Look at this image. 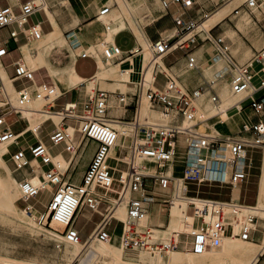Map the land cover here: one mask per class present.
I'll return each mask as SVG.
<instances>
[{"label": "built area", "instance_id": "built-area-1", "mask_svg": "<svg viewBox=\"0 0 264 264\" xmlns=\"http://www.w3.org/2000/svg\"><path fill=\"white\" fill-rule=\"evenodd\" d=\"M195 1L161 0V3L166 10L172 6L187 10L195 5ZM247 5L252 9L258 8L264 13V0H247ZM40 9L41 6L36 4L35 0L24 2L18 12L12 6L2 7L0 8V29L17 25L18 29L11 30L9 33L11 38L17 37L22 32L28 42L39 40L43 36L40 23L28 24L30 17ZM109 9L108 6L103 7L100 15L108 13ZM174 20L180 27L175 37H161L150 43L153 54L150 63L154 64L152 80H146L145 67L142 63L140 80L133 83V93L127 95L122 92L97 89L93 95H86L81 111L78 110L77 104L73 103L66 104L58 111L61 116V126L52 117L42 122V124L47 120L53 122L54 129L49 135L52 144H64L65 151L69 153L70 165L65 172H62L53 161L50 148L38 138L34 130L28 127L17 133L12 129L15 121L28 122L22 112L35 98L46 100L45 106L54 111L55 101L62 95L58 94L56 84L52 80L38 82L36 70L31 69L24 60L18 59L14 63L15 75L11 78L18 94L17 104H13L0 75L2 96L0 145H7L8 150L5 156L10 157L15 167L14 171L20 173L25 169L33 170V162L37 161L42 166H51L39 175L40 184L33 183L29 177L20 178L22 192L20 198L26 202L24 210L30 214L36 211L31 201L36 199L41 191H49L52 196L45 210L36 211L39 223L55 229L52 227L54 220L65 222L63 231L55 230L64 234L71 243L82 241L83 237L76 227V222L85 209L102 216L89 236L94 235L101 241L109 242L119 236L122 238L125 250L134 252L156 250L165 253L179 249L182 236L187 235L188 250L195 254H203L216 245L222 236L227 235L229 227L235 229V222L239 221L236 212L226 211L228 208L235 207L230 204L232 200L204 197L199 190L195 195H190L188 185L227 186L235 190L242 182L248 180L249 170L253 165V159L248 156V148L264 150V93L256 96L264 88V47L249 61L242 63L232 54L226 37L204 31L206 33L204 40L210 42L213 57H220L228 64L227 75L232 91L235 94H244L239 103L219 109L213 115L207 113L204 118L195 101L207 96V100L218 106L220 104L218 80H208L190 90L181 84L178 77L164 65L162 59L172 50L171 41L195 28L196 25L194 20L186 19L184 13L175 16ZM76 44L78 43H73L72 47L78 49L80 45ZM107 44L106 58L118 64L127 62L129 66L122 70L134 72V55L140 53L143 47L133 48L126 53L116 44ZM8 52V41L0 40L1 62ZM77 55L81 58L92 56L83 50L78 51ZM188 67L191 70L198 68L196 56L192 54L188 56ZM159 75L164 78L163 86L158 85ZM18 82L19 86L16 85ZM32 87L35 88L31 89ZM115 95L114 103L112 98ZM130 95L132 100L129 101ZM145 101L152 110L159 113L160 117L157 121L150 122L142 117L141 110ZM114 105L117 108L133 109L132 118L126 121L131 125L128 146L118 143L119 131L109 121V112ZM247 107L257 119L244 120L237 134L221 136L204 132L206 129L202 127L203 122H213L219 118L227 120L230 117V110L243 111ZM9 116H16V120L10 122ZM116 118L121 120L122 117L116 116ZM66 120H71L75 125L76 132L79 133L78 139L67 131L70 124L65 123ZM29 130L37 137V142L29 147L32 158L28 157L27 151L23 148L18 147L16 151L11 152L9 148L20 145V139ZM180 136H184L187 141L182 163V185L176 176L168 173V169L172 168L176 162ZM86 140L97 142L98 147L83 173L81 183L75 184L66 180L65 174L80 156ZM112 149L121 150L122 154L116 155L114 152L112 155L110 153ZM225 150H229L231 154L229 157ZM127 155L130 157L128 161L124 159ZM137 157L154 160L155 172H149L144 165H139L136 162ZM112 158L127 166L125 170H120L119 177L114 174L119 169L109 163ZM115 182L121 184L119 190L113 188ZM109 192H116L117 196L112 198L108 195ZM125 198H128V201L126 218L123 220L113 216L112 212L115 207L113 201ZM181 198L187 201L185 210L187 215L202 218L201 227L198 230L179 233L177 237L171 236L169 242H164L160 238L154 239L152 228L154 226L149 225L143 228L140 226L142 221L153 215L157 206H163L164 209L166 207L170 213L174 202ZM208 216L209 219L206 220ZM243 217L240 234L243 239H250L252 233L257 230L258 226L252 225L257 223L258 217L254 215ZM118 225H121L120 234L109 231V228L116 230Z\"/></svg>", "mask_w": 264, "mask_h": 264}, {"label": "crops", "instance_id": "crops-1", "mask_svg": "<svg viewBox=\"0 0 264 264\" xmlns=\"http://www.w3.org/2000/svg\"><path fill=\"white\" fill-rule=\"evenodd\" d=\"M26 1H28V0H0V8L6 7V6H12L15 9V11L18 12L20 6ZM204 1H206V0H204ZM211 1H214L217 4L221 3V1H224V4L220 8H218L216 11H214L211 15L207 16L205 14V16L208 17V19L205 22H203L202 24H200L196 28L197 30L195 29V30L191 31L190 33H188V31H186L184 34L185 35L187 34V35L183 38L182 43L177 44V46L175 45L174 49H172L169 53L165 54L163 56V59H162V62L164 63V65L167 68H169L173 74H175L178 77V80L181 82V84H183L187 89H190V90L204 84L206 81H208L207 80L208 77L212 78L214 80V76H213L212 72L215 71V69H216V72H214V75L217 72H219L220 70H223L226 68V66L223 63V59H219V58H217L215 60L213 59L212 46H211L209 41L204 40L205 37H202V35H205L204 34L205 32L202 33L201 31H203V30L207 31L208 28L213 29L216 26L220 25L225 20L227 15L229 13H231L232 11L238 10L240 7V4H241L240 3L236 7L232 8L229 12H227L225 15H223L220 20H218L214 23H211L212 19L218 13H220V11H223L224 9L230 8L235 3V1H237V0H216V1L211 0ZM245 1H247V0H245ZM35 2L37 4H41V9H40V11L36 12L35 14H33L30 17L28 25L40 23V26L42 28L44 36H49L51 34H54L55 32L56 33L60 32L62 37L64 38V42L56 43L50 48L48 55L46 57V62L43 65L41 64L39 67L34 68L36 70L35 75L39 72L45 71L46 77L48 79L44 80V77H42V81L52 80L56 84V86L58 87L60 93L62 94L61 97L55 101L54 112L58 113V111H60L66 104H69V103H73L74 105L77 104L78 110L81 111L82 103H83V100L85 99L86 95H88V94L90 95L92 93V89H89V87L87 86V82L92 80L95 77V75H97L99 69L110 67L106 64L109 61L105 59V56H103L102 51L98 48L99 44H97L100 40H101L100 42L105 41V39L107 38V32H108V28H107L106 24L103 23L104 21L102 20V16H104V15H100V10L105 6H108L110 8V10L107 14H109L110 11L113 9L112 5L118 6V3L110 4L109 0H35ZM199 4H200V2H198V0H196L195 5L192 8H189L187 10H182L179 6H172L166 12H164L162 10L163 11L162 14H160L158 17L154 18L153 20H150L147 24H145L143 26V30H144L145 35H146V39L148 40L147 42H149V44H150L151 42H154L161 37H167V35L175 34L176 30H179L180 27L176 25L174 18H175V16H177L180 13H184L186 19H188V20L192 19L196 22V20L194 18H198L201 11H203L202 8L197 9L196 6ZM144 7L145 8L147 7V9L150 10L148 5H146V6L144 5ZM222 7H224V8H222ZM61 8H65L66 11L68 12V14L64 15L65 13L64 14L61 13V10H62ZM117 10L119 11V9H117ZM254 10H258L259 12H261L263 14V12L258 8H254L253 12H255ZM40 16H42V17H40ZM147 17H149V15H146V18ZM31 20L33 21L32 23H31ZM88 24H91L92 26L98 28V30L95 31L94 37L92 40H88L85 37V30H86V27ZM250 25L255 27V26H258V23L256 21H253L251 16H249V14H247V16H242V18L237 17L236 25H235L236 28L233 30H230V34L234 37L239 36V32L241 30L246 31V27H248ZM8 27L10 28L9 31L14 30V29H18L17 25H12V26H8ZM111 27L114 29H117V31L115 32L116 34L114 36L115 39H114L113 43L116 44L117 46H119L124 52L127 53L129 50H131L133 48L137 49L140 46L143 47V44L140 42V40L134 34V32L127 28V26L125 25V21L123 19H118V20L112 21ZM144 27L146 29H144ZM198 29H201V30L198 31ZM184 34L182 36H184ZM121 35H124L125 40L127 39V37H130V39H132V43L129 45L127 42V40H128L127 39L125 41V42H127V46L120 45L119 44V38ZM43 37L40 40H42ZM239 38H240L239 42L236 41L234 44L231 45V51H232V46H233V50L236 51L238 58L243 60L244 62H246L247 60L252 58L250 56L251 52L254 53L253 54V56H254L257 51H260V50L256 49L255 46H260V45L264 44V39L263 40L262 39H256L255 40V46L252 47V46H248L245 43V41L243 39H241L240 36H239ZM3 40L8 41L9 52H8V55L2 59V62L0 61V66H1L0 70H1L2 77L5 79L6 84H7V82H10L12 85V88L16 92L15 87L11 82V78L15 75V72L13 75H11L9 73L7 65L4 64V59L6 57L10 56L12 59L11 64L13 66H14V63L16 62V60H18V59L24 60L29 65L30 64L36 65L37 56L39 53L38 48L40 47L41 42H39L40 40H33L31 42H28L25 38V35L22 32H20V34L15 38H11L9 35L8 37H6ZM172 41H174V39ZM172 41H171V43H173ZM73 43H78L80 45L79 48L77 49V48L72 47ZM93 44H97V45L94 47L95 48L94 52L93 51L90 52V54L92 56L86 57V58L78 57V55H77L78 51H80V50L84 51L87 48L90 49V46H92ZM15 51H17V57H15V55L13 54V52H15ZM142 51H143V49H142ZM142 51L140 53H137L134 55V58H133L134 64H135V61L137 59H140V69L137 70L135 68L134 72L129 74L130 75V81L127 82V84L125 86L126 88L122 87V86H114V85H116L117 79L116 80L98 79L95 81L96 84L93 86V88H95V89L101 88V85H104L107 88L106 90H108V91L122 92V93L125 92L127 95L133 93V83L140 80L141 69L143 67L142 62H141ZM177 53H179V55L175 56V54H177ZM190 54L196 56L197 63H198V68L193 69V70H191L188 67V56ZM172 56H175L174 60L167 63L166 60ZM81 59L92 60L94 63V68L88 72H83V73L80 72L78 65H79V62ZM114 64H118V63L114 62ZM118 65L120 66L121 71H123L122 69H126L129 66V64L127 62H123V63L118 64ZM255 66H257L256 68L259 67L257 64ZM73 69H74V73L78 77L83 79V81L77 82L75 80V78L72 74ZM14 70H15V66H14ZM159 76H161L163 78L162 75H159ZM39 79L41 80V78H39ZM39 79L36 77V80L38 82H41ZM163 80H164V78H163ZM226 80H228L227 73H226V77L224 79L219 80V83L217 84V89H218L219 95H220V91L223 89L226 82H228ZM228 84H229V82H228ZM113 86H114V88L111 89V87H113ZM128 89H129V91L126 92ZM263 93H264V88L262 90H260L256 94V96L261 95ZM10 96H11V93H10ZM203 97L204 98H201V99L204 102L210 101V100H207V96H203ZM1 99H2V96L0 94V100ZM201 99H199L198 101H202ZM34 100H37V99H34ZM128 100L129 101L132 100L131 95L128 98ZM39 101H43V100H39ZM112 101L115 103L116 96H114L112 98ZM45 108L46 109H43V111H41L42 113L40 114L41 116L39 118L40 123L36 128L31 127L30 122L27 119L29 124L27 121H26V123L22 122L24 124L23 128L15 131V132H17V133L22 132L23 130H25L29 127V129L34 130L37 133L38 138L40 140H42L50 148V152H51V146L53 144L50 140L51 146H49L46 143L45 137L43 135L44 134V130H43L44 125L51 120H47L43 124H42V122L46 118L52 117L54 119V121L57 124H59V126H61V116L58 114H54V113H48L47 107H45ZM49 114H50V116H49ZM229 114H230V117L228 119H230V123H231L230 127L235 128V129H234V131H231L229 126H227V125H225L223 127L221 126L220 132H221L222 136H229L231 134H237L240 131L241 125H242L244 120L251 119L252 121H255L257 119V117H255L254 114L251 112L249 107H247L243 111H237L236 109H232V110H230ZM242 114H244V115H242ZM109 116H121L122 118L129 120L133 116V109L132 108H127V109L117 108V106L114 105L113 108L110 109ZM65 123L70 124L69 128H68V132H69L70 128L73 129L72 133L69 132L70 135L76 136V134H75L76 127H75V125H73L72 121L66 120ZM51 131H49V133H48L49 138H50L49 135H50ZM29 132H31V131L29 130L28 132H26L22 138L27 137L26 134ZM30 135H33V137L35 138L34 141L28 142L24 146H22V143L20 142V145H18L19 148H20V146H22L21 148H23L27 151V150H29L30 145L35 144L37 142V137L33 133ZM78 138L79 137H77L76 139H78ZM90 141H92L94 143V148L90 154L89 160L84 164V169L81 173V177L80 178H74L72 173H69V175L67 177L65 174L66 180H69L75 184L81 183L83 173L85 172L94 152L96 151V149L98 147L97 142H95L93 140H86L84 142V144L87 142H90ZM124 146H128V145H124ZM83 149H84V146L82 147L80 156L78 158H80L81 155L83 154ZM114 152L116 155H119V151L117 149L114 150ZM114 152H113V154L112 153L111 154L114 155ZM58 157H61L64 160V162H66V163H64V164L56 163V162L55 163H56V165H58L60 167L59 169L62 172H65L70 165V163L68 161L69 153H68L67 159L64 157L62 152L53 155V159L58 158ZM4 158H6V156H4ZM178 159L179 158L177 157V159L175 160L176 164L177 163L180 164ZM125 160H127V157L125 158ZM77 162H78V159L70 166V168H69L70 171L75 167ZM176 164L174 165V171L176 169ZM50 167L51 166H42L40 164V162H38V161L33 162V170L25 169L23 176L29 177L30 180L35 184H40L39 175L41 173H43L44 171H46ZM69 170H68V172H69ZM262 170H263V165H262ZM262 170H261L260 178L262 176ZM11 171H12V169H11ZM173 174L178 175L175 172H173ZM180 175H178V176H180ZM248 179H249V176H248ZM18 181H20V180H18ZM260 181L261 180L259 179L258 194H259V189H260ZM237 188H238V190H236V189L234 190V195L230 199V200H232V202L237 203V204L240 203L241 205H244L246 207L247 206L252 207V206H255L257 204L258 194H257V202L255 205H248L246 203L243 204L240 196L238 195V192L241 189V187L239 186ZM44 191H47V190H44ZM44 191H41L40 194ZM47 192L50 194V199H51L52 194L49 191H47ZM40 194L36 197V199H33V200L39 201L38 197L40 196ZM189 194H190V190H189ZM190 195H195V194H190ZM112 198H115V197H112ZM210 198H212V197H210ZM50 199H49V201H50ZM213 199H215V198H213ZM221 200H223V199H221ZM230 200H225V201H230ZM49 201H48V203H49ZM22 203H26V202L21 198H19L16 201V204L18 205V207L23 209V208H25L26 204L23 205ZM47 204L45 205V207L47 206ZM115 208L116 207H114V209ZM35 209L37 212L44 211V210H39L36 207H35ZM82 216H87L89 218V220H91L94 217V213L89 209L83 210L81 212V214L78 216V219L76 222V227H77L78 221L80 220V218ZM262 219H264V218H262ZM98 222L99 221L95 222L93 229L95 228V226ZM78 229L81 232V229L80 228H78ZM81 234H82V232H81ZM173 234H172V236H173ZM257 237H258V241L257 242L254 241V242L257 243L258 245H262L264 243V229L262 231H259ZM117 238H120V237H117ZM261 257H262V260H261L262 264H264V249L260 252L257 260H255L254 262H257Z\"/></svg>", "mask_w": 264, "mask_h": 264}, {"label": "rangeland", "instance_id": "rangeland-1", "mask_svg": "<svg viewBox=\"0 0 264 264\" xmlns=\"http://www.w3.org/2000/svg\"><path fill=\"white\" fill-rule=\"evenodd\" d=\"M109 1H110V4L118 3L119 11L118 10L116 11L117 20L123 19L125 21V25L127 26V28L134 32V34L138 37V39L140 40V42L143 44V47H144V45L146 43H145L144 38L140 34L139 28L141 30H143V26L150 21V18H151V20H153L154 18L158 17L160 14L163 13V11H162L163 5L161 3V0H125L127 2L128 6L131 8L133 15L127 11V8L124 4V0H109ZM198 2H200V4L196 6L197 9H199V8L203 9V11H201V13L199 14V17L194 18L196 20V25L198 24V26L208 19V17H206L205 14L207 16L211 15L214 11H216L218 8H220L224 4V1H221V3H219V4H217L211 0H206V1L198 0ZM144 5L145 6L148 5L150 10L145 8ZM61 9H62L61 13H63V14L65 13L64 15L68 14V12L66 11L65 8H61ZM254 11L255 12H253L252 8H249V6L247 5V1H242L238 10H235V11H232L231 13H229L227 15V17L225 18V20L220 25L216 26L213 29L208 28L207 31H209L211 29L210 31L214 35H221L224 37L226 36V39L229 41L230 47L236 41L239 42V40H240L239 36L241 37V39H243L245 41V43L248 46L253 47V46H255V40L256 39H262V40L264 39V14H262L258 10H254ZM244 13L249 14V16H251L253 21H256L258 23V26L254 27V26L250 25V26L246 27V31L241 30L239 32V36L234 37L230 34V30H233L236 28L235 25H236L237 17L241 18L242 14H244ZM148 14H149V17L146 18V15H148ZM40 17H42V16H40ZM32 22L33 21L31 20V23ZM145 27H144V29H146ZM9 29H10L9 27H4V28L0 29V39L1 40L5 39L6 37L9 36V32H10ZM96 30H98L97 27H94L91 24H88L86 27V30H85V37L88 40H92ZM193 30H194V28L188 30V33H190ZM200 30L201 29H198V31H200ZM116 31H117V29H115V32ZM204 31L205 30H203L201 32L204 33ZM204 34L206 35V33H204ZM182 35H180V36H182ZM205 35H202V37H205ZM127 39L126 40H127L128 44L130 45L132 43V39H130V37H127ZM176 39H174V41H172V42L174 43L176 41ZM126 40H125L124 35H121L119 38V44L127 46V42H125ZM39 42H41L40 46L44 45L45 44L44 38L42 40H40ZM263 47H264V44H262L260 46H255V48L258 50H261ZM84 51H86V50H84ZM232 52L238 60H240L242 63L244 62L243 60L238 58L236 51L233 50V46H232ZM13 54L15 55V57H17V51L13 52ZM253 54L254 53L251 52L250 56L253 57ZM177 55H179V53L175 54V56H177ZM175 56L170 57L169 59L166 60V62L167 63L171 62L172 60H174ZM249 60H247V61H249ZM11 62H12V59L10 56H8L4 59V64L7 65L9 73L11 75H13L15 70H14V66L11 64ZM223 63L225 66H227L226 61L223 60ZM106 64L110 67L118 65V64H114L113 62H108ZM30 66L35 68V65L30 64ZM153 67H154V65L152 66V68ZM78 68H79V71L82 73L88 72L94 68V63L90 59H81L79 62ZM135 68L137 70L140 69V59H137L135 61ZM103 69H106V68H103ZM103 69H100V70H103ZM214 72H216V69H215V71L212 72L213 76H214ZM36 77L38 79L41 78V80L39 79L40 81H42V77H44V80L48 79L46 77L45 71L37 73ZM109 79L116 80L117 78L112 76ZM211 79L212 78L208 77L207 80H211ZM226 81H228L230 83L229 79ZM228 82H226L224 87L230 88V84H228ZM19 84L20 83L18 82L16 85L19 86ZM95 84L96 83H94L93 85H95ZM163 84H164V80L161 76H159L158 77V85L163 86ZM224 87H223V89H224ZM99 89L106 90L107 88L104 85H101V88H99ZM223 89L220 91V94L223 91ZM128 91H129V89L126 92H128ZM241 96H243V95H241ZM221 99H223V98H221ZM45 104H46V100H43V101H40L37 103V105L39 106L38 108L42 109V110L46 109L45 107H47V106H45ZM196 104L198 105V108L200 109L201 116H203L204 118H206L207 113H210L211 115L217 113L216 110H214L212 108L210 110L208 109L209 107H215V105L210 101H208V102H204L203 100L197 101ZM222 104H223V100H222ZM231 104H234V102H232ZM148 107H149V104L146 101L145 105L143 107V115L148 117L151 121H157V119L160 117L159 113L152 110L150 107L149 108ZM221 108H222V105H221ZM215 109H216V107H215ZM145 110H147L146 114H144ZM153 114H157L158 118L154 119ZM242 115H244V114H242ZM8 119L11 122V120H16V116H9ZM121 120H124V119L121 118ZM124 121H127V120H124ZM22 122L26 123V121H15L14 124L12 125V129L14 131L22 129L24 126V124ZM225 125L229 126L231 131H234L235 128L230 127L231 126L230 119L224 120V119L219 118L217 120H214L213 122L207 121V122L202 123V127L204 129H206V131H204V132H207L210 134H216V133H213V132H215V129L220 130L221 129L220 127L221 126L223 127ZM114 127L120 131L123 129L120 126H116V125H114ZM53 128H54V125H53L52 121L47 122L43 127V130H44L43 135L45 137L46 143L49 146H51V142H50V138L48 137V133ZM208 128L210 130H207ZM30 134H32V132L27 133L26 134L27 137L20 139L22 146H24L28 142L34 141L35 138L33 137V135H30ZM75 134H76V136H75L76 138L79 137L78 132H76ZM181 139H183V137H179V140H181ZM22 146H20V148ZM182 147H183V143L181 142L178 146L177 157H178V153H179V155L182 154V152H183ZM93 148H94V143L92 141L84 144L83 154L81 155L80 158H78V162L76 163L75 167L71 171L69 170V172L66 173V177L69 175V173H72L74 178H80L81 177V173L84 169V164L89 160V157H90V154H91ZM17 149H18L17 145H13L9 148V150L11 152L16 151ZM60 152H62V154L64 155V157L66 159L68 158V153L65 152V145L64 144L51 146V153L53 155L60 153ZM121 154H122V151L119 150V155H121ZM226 154H227V156L231 155L229 151ZM27 155L29 158H32V154H31L30 150H27ZM248 156L253 159V165L249 170L250 171L249 172V174H250L249 179L245 180L244 182H242L240 184L241 189L239 190L238 195L240 196L243 204L246 203L248 205H255L257 202L258 185H259V179H260L262 165H263L264 150L260 149V148H248ZM180 157H181V155H180ZM4 160H5V162L7 161L6 162L7 165L12 169L11 176L15 177L17 180H20V177H22L24 175V172L20 173L18 171H14L15 167H14L12 161L10 160L9 156H6V158H4ZM109 163L114 168L116 167L119 169V171L114 172L116 177H119L120 170H125L127 168V166L125 164L120 163L113 158L110 159ZM182 163H183V160H182ZM182 163L176 164V162H175L176 169H175V171H174V169H171V173L175 172L178 175L182 174V165H181ZM146 165H149V167L151 166V172L152 173L155 172L156 165L153 161H151V160L146 161L144 166H146ZM0 173L2 175H6V172L2 166H0ZM9 185H11L10 182H9ZM113 188H115V190H119L121 188V184L119 182H115L113 185ZM18 190L20 191L19 187H18ZM189 190H190V194H196L197 190H199V191H201L202 196H208L209 195L212 198L223 199V200H230L231 197L234 195V190H232L230 187H227V186H225V187L209 186V185L198 186L197 184H190ZM20 193H21V191H20ZM108 195L110 197H116L117 193L116 192H109ZM38 199H39V201L32 200L31 203L34 204V206L37 209L45 210V205L48 203V201L50 199V194L47 191H44L40 194ZM22 204L25 205L26 203H22ZM161 209H163V210H161ZM242 210L244 211L245 209H242ZM155 213L159 217L161 222L164 224L162 226V228H160L159 226L156 228L161 229V230H166L169 226L170 219H171V216L173 214V206L170 210V213L166 207L164 209L163 206H157ZM27 214L33 216L30 213H27ZM177 214H178V217L182 223H185L189 226H201L202 218L200 216L187 215L185 212H182V213L178 212ZM101 218H102V216L99 213H94V217L91 220H89V218L87 216H82L80 218V220L77 223V227L81 229L82 237H83L82 242L87 241V237L89 236V233L93 229L95 222L100 221ZM29 221L30 220H27V221L25 220V222H24L18 216H14V217L9 218V217L1 216V214H0V253L2 255L4 254V256L6 255L9 257L12 256L11 258L21 259V260L33 259V260H37V261L41 262L42 264H79L80 256L73 258V259L72 258L69 259V257L67 256V249L71 248L70 246H67V244L64 241H59L57 239H54L53 237H51L47 234L49 230H52V229H50L49 225L48 226L40 225L38 220H37V215H36V221L40 225L41 229L39 226L30 225L31 223ZM257 222H258L257 230H255L252 233V236L250 238L251 241L253 240V242L258 241V237H257L258 233H259V231H262L264 229V219H262L260 217L257 219ZM38 227H39V229H38ZM57 228L60 230L63 229L62 227L61 228L57 227ZM109 231L120 234L121 233V225H118L116 230H114V231L112 228H109ZM233 232H234V229L232 227H229L227 229V235H231ZM240 232H241V228H240ZM62 235L65 236L64 234H62ZM187 241H188L187 235H183L182 239H181L180 248L175 249L173 251H177V250L178 251H190L187 248V246H188ZM120 242H121L120 239L116 238V240L111 242V243H115L116 245H120L121 244ZM58 245H60V247ZM125 253H126V251H125ZM140 253L142 254V251L141 252H134V251H128L127 250V254H126L127 256H125V257L138 260L141 256ZM164 254H165V257H167L166 252ZM253 257H254V254L251 256V258L247 264H250V262L253 260ZM261 260H262V257L259 259L257 264H262ZM231 262H232V258L229 255H227L226 253H222L220 256L216 257L215 259L213 258V259L209 260V262H207L205 264H231ZM106 263H107L106 257H98V258L94 259V261L92 262V264H106ZM177 264H185V263L181 262V263H177Z\"/></svg>", "mask_w": 264, "mask_h": 264}, {"label": "bare ground", "instance_id": "bare-ground-1", "mask_svg": "<svg viewBox=\"0 0 264 264\" xmlns=\"http://www.w3.org/2000/svg\"><path fill=\"white\" fill-rule=\"evenodd\" d=\"M242 1H245V0H237V1H235V3L230 8H227V9H224L223 11H220V13H218L212 19L211 23H214V22L220 20L223 15H225L227 12H229L232 8L239 5ZM124 4L127 8V11L133 15L131 8L128 6V4L125 0H124ZM38 5L41 6V4H38ZM112 6H113V9L110 11L109 14H107V13H105L106 15L102 14V15H104V16H102V20L104 22L103 21L102 22L105 23L107 28H108L107 38L105 39V41H102V42H100L101 41L100 40L97 44H99L98 48L102 51V54H103V56H105V59L108 60L109 62L114 63V61L112 59L106 58V55H105V48L108 45L107 43L114 44L113 43L114 39H115L114 36L116 34L115 29L111 27V22L117 20L116 11L118 9V6H115V5H112ZM222 8H224V7H222ZM162 10L164 12L167 11L163 6H162ZM242 16H247V14L244 13V14H242ZM242 16H241V18H242ZM150 20H151V18H150ZM197 27H198V24L195 25L194 30ZM139 30H140V34L142 35V37L144 38L145 43H146L144 45L143 51L141 53L143 55V57L141 58V62L143 63V65L145 67V78H146V80L150 81V80H152V77H153L152 66L154 64L150 63L153 54H152V51L150 48V44H149V42H147L148 40L146 39L145 32L143 30H141L140 28H139ZM177 33H178V30H176L175 34L167 35V37H175L177 35ZM186 35L177 38L176 41L173 43L172 49H174L175 45L177 46V44L182 43V40ZM43 38L45 41V45H42L38 48L39 53L37 56V63L35 65V68L39 67L41 64L43 65L46 62V57L48 55V52L54 44L64 42V38L62 37L60 32L59 33L55 32L54 34H51L49 36H44ZM97 44H93L92 46H90V49L87 48L86 52H88V53H90L91 51L94 52V49H95L94 47ZM76 45H78V44H76ZM230 49H231V47H230ZM217 58L222 59L220 57H213L214 60ZM28 66L31 69H34L29 64H28ZM0 68H1V66H0ZM228 71H229V67L227 64L225 69L220 70L219 72H217L214 75V77H215L214 80H218L217 84L219 83V80L224 79L226 77V73H228ZM72 74H73V76L77 82L83 81V79H81L80 77H78L74 73V69L72 70ZM129 74H130L129 70L121 71L119 65L107 67L106 69H103V70L99 69L97 75H95V77L92 80L87 82V86L89 87V89H92V93L90 95H93L96 92V90L99 89V88H97V89L92 88L94 86L93 84L95 83L96 80H98V79L105 80V79H109L110 77L114 76L115 78H117L116 85H114V86L125 87L127 82L130 81V75ZM0 75H1V78L3 80L4 87L7 90V93L9 94L10 101L13 104H17L18 94L14 91L10 82H7V84H6L5 79L2 77L1 70H0ZM219 76H222V78L221 77L219 78ZM114 86L111 87V89L114 88ZM34 88L35 87H32L31 89H34ZM230 88H231V84H230ZM230 88L224 87L223 91L220 94L221 96L218 94L220 97V104L218 106H215L216 109H215V107H209L208 109L210 110L212 108V109L216 110V112H217L219 109H222V108L225 109V108H228L229 106H232L236 103H239L243 99L244 94H235L232 91V88L231 89ZM9 92L11 93V96H10ZM57 92H58V94H61L58 87H57ZM111 92H114V91H111ZM241 95H243V96H241ZM201 98H203V97H201ZM201 98H199V99H201ZM221 98H223V99H221ZM35 99H37V100H33L25 108V110H23V112H22V115L27 117V119L30 122V126L33 128H36L39 125V123H40L39 118L41 116L40 114L42 113L41 111H43L42 109L38 108L39 106L37 105V103L40 102L38 100H44V99H38V98H35ZM198 100H196L195 103ZM222 100H223V104H222ZM145 102L143 103L142 110H141L142 117L147 118L150 122H155V121H151L148 117L143 115V107L145 105ZM232 102H234V104H231ZM221 105H222V108H221ZM47 110H48L47 111L48 113L58 114V113L50 110L48 107H47ZM146 113H147V110L144 111V114H146ZM49 116H50V114H49ZM153 118L157 119L158 115L153 114ZM109 121H111L110 123L113 126L116 124V126H120L121 128H123L121 131L118 130V131H120L118 143H121L123 145H128L129 140H130L129 135H130L131 125L128 124V122H126L124 120L117 119L116 116H109ZM68 128H67V131H68ZM219 131L220 130L215 129V132H213V133H216V135H221L220 134L221 132H219ZM69 132L72 133L73 129L70 128ZM180 137H183V139H181L178 142V146L181 142L183 143V147H182L183 152H182V154H180L181 157L178 153V158H179L178 160H179V163H182V160H184V156H185V149H186L187 141H186V138L184 136H180ZM178 146H177V150H178ZM7 149L8 148H7L6 144L0 145V166H2L6 172V175H2L0 173V214H1V216L9 217V218L14 217V216H18L24 222H25V220L26 221L30 220L29 221L31 223V224L29 223L30 225L40 227V225H42V224L39 223L40 224L39 225L36 221V215H37V220L39 222L38 213L36 211H34L32 213L33 216L28 215L26 213V211H24V209L18 207V205L16 204V201L20 198L22 192L20 193V191H21L20 181H18L15 177L11 176L12 171L4 160V156L7 153ZM114 150L115 149H112L111 150L112 152H110V153L113 154ZM228 151L229 150H225V153H227ZM229 156L230 155H228V157ZM126 157H127V160H130V157L128 155L125 156L124 159ZM176 158H177V154H176ZM53 160L56 163H61V164L66 163V162H64V160L61 157L54 158ZM148 160H151L154 162V160H152L151 158H143V157H137L136 158V162L139 165H144L146 163V161H148ZM145 168H146V170L151 172V166L149 167V165H146ZM171 169H174V166L172 168L168 169V173L176 176L178 178V180L180 181V184L182 185V174L180 176L175 175V174L171 173ZM124 176H126V174ZM260 180L261 181H260V189H259L257 204L255 206H252V207H248V206L246 207V206L241 205V204L230 202V204L234 205L235 207L228 208V210H226V211L227 212H236L238 215V218H239V221L235 222L234 232L231 235L222 236L216 245L209 248L203 254H195L191 251H178V250L173 251V250H170V251L166 252L167 257H165L164 252H161V251H156V250H144L143 251V250H141L142 254H141L140 258L138 260H135L133 258L125 257V256H127L126 255L127 251L125 250L124 243H123L121 237L118 238L121 241L120 245H116L115 243H111L109 241H101V240L97 239L94 235L88 236L87 241H85V242H82V241H78L75 243L69 242L67 240L66 236H63L62 233L55 230V229L60 230L57 227H60V228L62 227L63 229L65 227V222L62 223V222H59L57 220H54L52 222V227L55 229L50 228L52 230H49L47 234L49 236L53 237L54 239H57L59 241H64L67 244V246H70L71 248L67 249V256L69 257V259L70 258L73 259V258L80 256L79 264H92L94 259H96L98 257H106L107 258L106 264H177V263H181V262H184L185 264H196V263L197 264H205V263L209 262V260H211L213 258L215 259L216 257L220 256L222 253H226L227 255H229L232 258L231 264H247L248 261L250 260L251 256L254 254L253 260L250 262V264H254V263H256L254 261L257 260L258 255L264 249V243L262 245H258L257 243L251 241V239H243L241 234H240V228L242 227V224L244 222V217H243L244 215H248V216L254 215L258 218H260V217L264 218V158H263L262 176H261ZM9 182L11 183V185H9ZM18 187H19L20 191L18 190ZM236 190H238V188H236ZM127 201H128V198H125V199L120 200V201L114 200L113 203H114V206L116 208L112 212L113 216H116V217L123 219V220L126 218ZM186 208H187V201L185 199H182V198L177 199L174 202L173 214L171 216L169 226L166 230H161V229L156 228L158 226L162 227L164 224L161 222V220L159 219V217L156 215L155 212L153 213V215L149 216L147 219L142 221L140 223V226L142 228L149 226V225L154 226V227H152L153 231H154V239L160 238L164 242H169L170 238L174 232L175 233L173 236L177 237V235H179V233L191 232L194 230H198L201 227V226H189V225L181 222L177 213L178 212H180V213L185 212ZM242 209H245V210L243 211ZM206 218H207L206 220H208L209 216ZM257 223H254L252 226L256 227ZM42 226H44V225H42ZM39 227H38V229H39ZM40 229H41V227H40ZM63 229L60 231H63ZM117 237H119V236H117ZM125 251H126V253H125ZM11 257L12 256H10V257L6 256V255L4 256V254L2 255L0 253V264H42L41 262H39L37 260H33V259L21 260V259H15V258H11Z\"/></svg>", "mask_w": 264, "mask_h": 264}]
</instances>
